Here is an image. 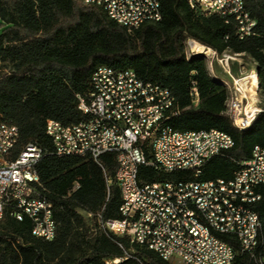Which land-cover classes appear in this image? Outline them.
<instances>
[{"label":"trees","instance_id":"16d2710c","mask_svg":"<svg viewBox=\"0 0 264 264\" xmlns=\"http://www.w3.org/2000/svg\"><path fill=\"white\" fill-rule=\"evenodd\" d=\"M245 8L257 26L241 41L233 19L199 18L189 0H162L161 22L131 33L77 0H0V122L18 129L17 154L29 146L42 151L35 167L43 187L40 198L52 205L57 226L53 242L35 239L30 221L17 222L9 209L0 221V264H167L129 239L100 229L101 220H122V198L114 182L117 156L104 155L98 164L52 156L46 127L86 120L79 99L89 102L98 69L133 71L144 83L171 94L166 128L180 134L219 131L235 143L207 163L199 177L142 167L140 182L232 180L255 148L264 150V0H246ZM188 42L216 56H246L258 66L262 113L249 129L234 127L227 115L230 91L209 74L204 57H188ZM258 194L261 201L253 210L264 235V186ZM233 247L238 264H256Z\"/></svg>","mask_w":264,"mask_h":264},{"label":"built area","instance_id":"2783aa9c","mask_svg":"<svg viewBox=\"0 0 264 264\" xmlns=\"http://www.w3.org/2000/svg\"><path fill=\"white\" fill-rule=\"evenodd\" d=\"M77 1L114 23L116 17L129 16L133 32L140 18L162 20V0ZM199 1L206 17L233 19L241 41L252 36L257 24L245 8L246 0ZM189 8L192 11L190 0ZM192 43L188 42L187 53L200 51ZM249 80V74L227 80L235 90L232 121L243 128L262 113L250 99ZM92 83L89 102L79 99L78 109L86 120L71 127L49 122L46 136L50 154L57 158H89L98 164L104 155L117 156L114 182L122 198V220H101L100 229L132 244L155 245L165 252L167 264H238L239 252L233 245L242 256L264 264V235L253 210L264 186V150L255 148L252 159L229 181L142 184V167L199 177L207 163L231 151L235 143L215 131L180 134L166 128V114L174 103L171 94L144 83L133 71L100 68ZM19 136L17 128L0 122V217L10 209L13 219L30 221L44 242H53L57 233L53 207L40 198L43 187L35 171L43 153L29 146L17 154ZM24 204H32L33 212L24 211Z\"/></svg>","mask_w":264,"mask_h":264},{"label":"bare ground","instance_id":"6f19581e","mask_svg":"<svg viewBox=\"0 0 264 264\" xmlns=\"http://www.w3.org/2000/svg\"><path fill=\"white\" fill-rule=\"evenodd\" d=\"M190 7L192 9V12L199 18L210 19V18L219 17V18L227 19L226 16L206 17L205 13H202V11H200L201 2L199 0H190ZM160 22L161 21L156 20L155 17H143V18H140V20L137 21V23H135V30L138 31L145 25L158 24ZM116 24L123 27L130 33L133 32V26L129 25L130 24L129 16L116 17ZM192 48L200 50L201 53H203V55H205L206 57H212L213 55L211 50H208L204 47H200L199 49V47H196V44L194 43H192ZM187 55L188 57L201 56L199 51H191V52H188ZM243 68L250 75V80L247 83V87L249 88L250 99L252 100L253 105H256V107H258V109L261 110L262 112V106H261L262 102L259 101L258 99L259 87H260L258 66L246 56H239V55L236 56L231 53H226L220 56L217 60L216 77L220 79L222 83H224L223 81L227 83V84L225 83L224 84L231 93V100L229 101L228 106H227V115L229 116L231 120L234 118V112H235V90H234V87L229 82H227V80L230 77L238 76L240 74V70ZM106 69H109V68H106ZM95 77H96V73L94 74L93 78ZM255 120L256 119H254V121H252L248 127H244V128L243 126L236 124L233 121L232 122H233L234 127L239 132H243L249 129L252 126V124L255 122ZM215 133L223 135V137L226 138L227 141H233V139L227 134L221 133L219 131H215ZM24 211L33 212V205L24 204ZM3 219L4 217H0V221H2ZM16 221L19 223H23L25 220H16ZM258 225L260 226V230L262 231L263 226L259 218H258ZM31 234L33 238L44 241V237H42L40 234H37L35 230H32ZM135 245L141 248L148 249L149 251L155 253L163 262H166L165 252L163 250H159L155 248V245L142 244V242H135ZM119 263L120 262H114V264H119ZM106 264H110V263H106Z\"/></svg>","mask_w":264,"mask_h":264},{"label":"rangeland","instance_id":"374dc122","mask_svg":"<svg viewBox=\"0 0 264 264\" xmlns=\"http://www.w3.org/2000/svg\"><path fill=\"white\" fill-rule=\"evenodd\" d=\"M2 34V30L0 29V35ZM220 56H216V55H212V57H204L205 58V60H206V62H207V64H208V68H209V74L213 77V78H215V79H217L218 81H220V82H222L220 79H218L217 77H216V63H217V60H218V58H219ZM240 74L242 75V77H247L248 76V72H246L245 70H244V68L243 69H241L240 70ZM238 79V78H237ZM241 80V79H240ZM225 84H227L225 81H223ZM248 92H249V89H248ZM258 99H259V101H261L262 102V98H261V96H260V94H258ZM263 104V103H262ZM262 106V105H261ZM260 109H261V107H260ZM86 217V219H88V217L87 216H85Z\"/></svg>","mask_w":264,"mask_h":264},{"label":"water","instance_id":"95a60500","mask_svg":"<svg viewBox=\"0 0 264 264\" xmlns=\"http://www.w3.org/2000/svg\"><path fill=\"white\" fill-rule=\"evenodd\" d=\"M199 52H200V55H201L202 57H206L205 55H203V53H201V51H199ZM258 72L260 73L259 68H258Z\"/></svg>","mask_w":264,"mask_h":264}]
</instances>
